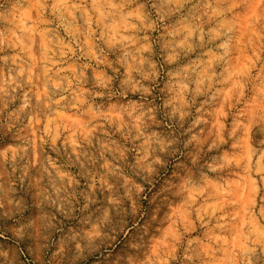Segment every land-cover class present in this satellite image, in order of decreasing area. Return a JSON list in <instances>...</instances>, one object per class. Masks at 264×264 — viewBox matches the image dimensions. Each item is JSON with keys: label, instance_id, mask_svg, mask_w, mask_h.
Listing matches in <instances>:
<instances>
[{"label": "rangeland", "instance_id": "374dc122", "mask_svg": "<svg viewBox=\"0 0 264 264\" xmlns=\"http://www.w3.org/2000/svg\"><path fill=\"white\" fill-rule=\"evenodd\" d=\"M0 264H264V0H0Z\"/></svg>", "mask_w": 264, "mask_h": 264}]
</instances>
